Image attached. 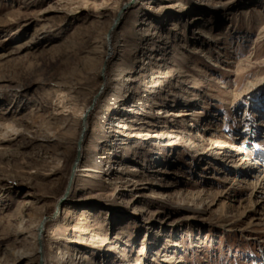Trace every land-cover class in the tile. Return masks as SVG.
<instances>
[{"label": "rangeland", "instance_id": "1", "mask_svg": "<svg viewBox=\"0 0 264 264\" xmlns=\"http://www.w3.org/2000/svg\"><path fill=\"white\" fill-rule=\"evenodd\" d=\"M89 1L0 0V264H21L12 252L28 235L18 238L19 221L6 215L22 199L32 203L26 232L30 215L57 217L44 231L53 232L45 239L49 264H165L168 256L177 264H264V213L174 194L228 184L222 163H205L185 146L205 147L199 129L227 136L221 147L230 160L244 155L230 143L261 154L253 140L264 136L251 121L264 122V0ZM108 30L115 47L105 87ZM165 66L174 72L166 76ZM188 110L197 112L178 116ZM20 118L38 128H7ZM63 118L70 121L61 130ZM50 127L58 135L46 143ZM127 127L164 136L142 141L117 132ZM80 162L93 173L77 169ZM122 169L145 183L122 192L113 184ZM240 185L231 197L247 193ZM79 237L90 243L80 252Z\"/></svg>", "mask_w": 264, "mask_h": 264}, {"label": "bare ground", "instance_id": "2", "mask_svg": "<svg viewBox=\"0 0 264 264\" xmlns=\"http://www.w3.org/2000/svg\"><path fill=\"white\" fill-rule=\"evenodd\" d=\"M76 1L77 2L79 1V3H81L82 5H87V3L88 4L91 3L89 0H76ZM203 1H207V0H203ZM115 23H116V21L113 24V28L116 25ZM108 32H109V30H108ZM106 36H107V34H106ZM114 40L115 39H114L113 34L111 32L108 35V37L105 39V42H104L105 52H104V57H103L102 63H103V65H105V70L103 72H100V74H101V78H102L101 82L104 83L105 87L107 86V67H108L109 62L111 61V58H112L113 52H114V47H115V41ZM0 58H1V56H0ZM210 63H215V62H210ZM165 67H166V70L163 71V73L165 75L170 73V72H174L170 66H165ZM245 90H247V89H245ZM196 97L197 96H192L189 99L198 100V97L197 98ZM183 99H185V98L183 97ZM220 101H222V100H220ZM258 110H259V108H258ZM260 110L262 111V108ZM192 111L197 112L196 110H191V111L188 110L187 112L183 111L178 116H189L192 118V117H194V114ZM242 111L244 113H249L248 112L249 110L247 109V107H244V109H242ZM90 112H91V109L89 110L88 115L86 117L84 115L85 114V112H84L83 117L81 118L82 120H80L81 126L83 125V127L81 128V132L79 129V137L77 139V143L80 140V137L82 134V129L84 128V126L87 123V118H88ZM120 118L123 119V117H120ZM69 121H70L69 118H63L60 122L61 126H62V127H60V129L64 130L65 128H67ZM24 123H25V125H24ZM251 123L254 126V128L259 130L261 135L264 136V130H263L264 129V122L260 121V120H253V121H251ZM7 124H8L7 128L11 129L12 131H19L21 129L23 131L31 133L30 129L32 131V129L38 128L36 125H33L28 120H26V118H20L19 120H15V121L12 120L10 123H7ZM120 124H121V122L117 125V127H120ZM122 125H123V127L126 128L125 124H122ZM128 131H130V132H128V133H124V132H120V131H117V132L124 137L133 138V139H142V141L154 140L156 138L159 139L160 138L159 136H161L162 138L164 136V134H162V133L150 132L148 130H142L141 131L140 129H136L134 127L128 128ZM173 132H177V131H173ZM57 133L55 132V130H52L50 127L47 130V133H46L45 137L43 138V140L46 143H48V142L53 143L57 139L56 138L58 135ZM177 133L181 134V131H179ZM197 133L198 134L196 137L199 138V140H202L204 142L205 147H203L201 144H194V143L190 142L189 140H186L187 143H185V146L187 148L188 147L191 148L193 151L199 152L201 154L203 153L202 157L203 158H204V156L207 157L204 159L205 163L212 164L211 162H213L215 160H217L218 163H222V165H224V167H226L225 169L228 170L227 171L228 175L226 174L224 176L223 182L228 183V184L227 185L225 184L224 185L225 187L222 190L216 191V192H206L204 190H198L194 193L193 192H174L175 196L180 197L181 199L198 200L199 202H201L203 204H209V205L210 204H216L215 199L220 200L221 198H223V202L225 201V199L235 202V209L245 207L246 209H249L251 212H253L254 215H256V214L259 215L260 213H264V160L261 159V158H264V142L263 141L261 142L260 140L259 141L253 140V143L255 144L254 147H256V148H254V150L261 151L260 155H256L255 153H253V150H251V148L250 149L249 148L243 149V148L238 146V143L237 144L230 143L229 147L231 148V150H233V148H234L236 152L244 154L243 156H240V157L237 156L235 159L230 160V158H228L225 153H222L224 151H222V147H221L222 145L225 144L222 139L223 138L227 139L226 138L227 136H224V137L220 136L221 133H219L218 131L208 130V129H199V131H197ZM250 134L251 133L249 132L248 135H250ZM85 138H86V136L83 138L84 141L81 144L83 150L85 149V145H86ZM177 138H179V135L175 137V139H177ZM169 145H171V144H169ZM256 145L257 146L261 145V146H259V149H258ZM225 146H227V145H225ZM240 150H242V151L240 152ZM212 153H214V157H213ZM78 155H79L78 152H76L75 158H74V160L76 162L74 163V165L78 162ZM219 156H220V158H219ZM78 164H82V162H80ZM200 166H201L200 168L206 169L204 167V164H200ZM76 168L81 169V172H84V173H88V172L93 173V170L91 169L93 167L88 166V165L82 164L79 168H78V166ZM216 169L218 170V168H216ZM219 171H221V170L219 169ZM116 172L119 173L120 175L114 179L113 184H115L116 186L120 185V187H122V190H123L122 192H127V191L130 192L131 190H129V188H133L136 185H143L145 183V182L142 183V181H144V179H142V181H141L142 184L141 183L139 184L138 183L139 180L134 179L136 172H134L132 170L122 169L121 171H116ZM73 183H74V181H73ZM73 183H71V184L73 185ZM240 183L245 184V186L246 185L248 186L247 187V193L245 195H242L241 197H236V198L231 197L230 193L232 191H234V190H239L240 192L243 191L241 188H243L244 185L241 186ZM235 184L240 185L241 188L233 186ZM148 196L152 197V198H158V197L162 198V197L167 196V195L160 192V191H152L151 193H148ZM210 197H212L213 200L210 199ZM128 203H129L128 201H125V200L123 201V204H128ZM31 205H32V203L29 201V199H22L21 201H19L16 204L15 208L13 209V212L11 214L6 215L9 218V220H11V221H17V220L19 221L18 222V229H17V237L18 238L21 239L22 237L24 238L25 235H28L26 239H24V240L22 239L21 242L19 241L21 244H23V246L21 248L14 250L12 252V255H13L14 261L16 263L20 262L21 264L22 263L23 264H49V262H48L49 261L48 251H47L45 239L48 235H50V234L53 235V232L47 231L46 235H44V231L46 230V228H48L50 222L55 221L56 220L55 218H57V217L54 214H46L45 215V216H47L46 218H44V215H39V217H35L33 215H30L29 218L32 221L33 231L30 233L26 232L24 230V227H23L24 218H25L24 212L26 209L31 207ZM117 208H120V207H117ZM56 209L59 212L62 211V207L61 208L59 207V203H57ZM48 233H50V234H48ZM83 236H85V235H83ZM83 239H82V237H79L78 241H73L74 245H75L74 248L78 252H80L81 250H86V248L84 246L81 247L82 245H86V244L90 245V243H86V242L83 243L81 241ZM27 243L29 244V246L32 247L31 250L28 249ZM59 252L64 257L66 256L68 258L70 256V254H66L65 252L62 253L63 251L61 252L59 250ZM80 259H81V257H80ZM162 261L165 264H177V263L181 262L179 260H173V258L170 256L165 257L164 260H162ZM134 264H142V262L138 259L136 261V263H134Z\"/></svg>", "mask_w": 264, "mask_h": 264}, {"label": "water", "instance_id": "3", "mask_svg": "<svg viewBox=\"0 0 264 264\" xmlns=\"http://www.w3.org/2000/svg\"><path fill=\"white\" fill-rule=\"evenodd\" d=\"M134 0H132L131 2H133ZM125 7V6H124ZM96 98V97H95ZM95 100H93L92 101V103L94 102ZM92 108V105L86 110V112H85V117L87 116V114H88V112H89V110ZM82 140V139H81ZM74 166L75 165H72V170H71V174H70V176H69V181L71 180V178H72V175H73V170H74Z\"/></svg>", "mask_w": 264, "mask_h": 264}]
</instances>
